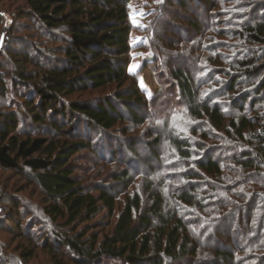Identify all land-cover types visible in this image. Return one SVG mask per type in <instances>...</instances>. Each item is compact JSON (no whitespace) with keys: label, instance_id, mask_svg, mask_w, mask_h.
Listing matches in <instances>:
<instances>
[{"label":"trees","instance_id":"trees-1","mask_svg":"<svg viewBox=\"0 0 264 264\" xmlns=\"http://www.w3.org/2000/svg\"><path fill=\"white\" fill-rule=\"evenodd\" d=\"M133 1L25 0L5 10L0 0V54L24 32L66 44L45 47L61 59L54 66L28 53L11 55L12 73L0 65V97L17 94L0 115V167L42 193L55 264H264V20L242 28L252 50L233 58L235 46L229 57L204 46L206 32L222 36L204 18L226 0H162L144 31L159 65L149 100L129 70ZM27 120L38 128L26 131ZM150 122L163 126L151 143L131 137ZM96 150L102 158L78 174V158Z\"/></svg>","mask_w":264,"mask_h":264},{"label":"rangeland","instance_id":"rangeland-1","mask_svg":"<svg viewBox=\"0 0 264 264\" xmlns=\"http://www.w3.org/2000/svg\"><path fill=\"white\" fill-rule=\"evenodd\" d=\"M1 1V7L5 10H8L7 8L15 9L16 7H19V5L22 4V1L25 0ZM161 2L162 0H134L131 6L133 9L131 15L132 21L134 26L137 27L138 32H135L132 35L131 45L135 49L132 52V61L129 70L131 74L139 77L141 87L140 89L144 93L145 97L149 100L160 92V87L157 81L159 65L157 64L155 55L151 51L148 34L144 31L148 28L150 20L155 12V8L157 7L156 5ZM175 3L177 4V0H175ZM225 4L226 6H220L218 10H216V13L210 12V15L208 14L206 18H204L206 20L207 17H209V20L212 21V24H210L209 27H212L213 25V27L218 28L222 35L218 37L213 31L206 32L208 36L206 38V42H204V46L212 47V42H214L213 46L219 44V46H222L221 48L226 47V49H222L221 51L224 56L226 55L228 57L232 56V49L235 46L233 58H236L239 53L252 50V47L248 43L242 41L239 37L241 33H243L242 28L250 25L255 20L257 21V19L264 20V0H226ZM146 6L152 7L147 9L145 8ZM173 13L176 14V12L169 11V14ZM179 15L180 17L184 16V14L181 15L180 13ZM2 17L5 19V25L2 29V34H4L5 30L9 32L11 23L6 14H3ZM205 26H207L206 23ZM27 33L28 32L19 34L21 37L19 35H14L13 40L7 46L10 47L8 52H12L11 55L28 53V55L34 59L35 63L40 64L47 62L51 66L56 65L57 61L61 60L60 57L49 54L45 47L48 48L49 46H52L56 48L60 45L64 47L66 44L62 42L61 44L52 43L50 41L41 39V37L37 35L28 36ZM29 33L31 35V32ZM192 35L193 33H188V35L185 36L191 38L193 37ZM22 37H25L27 42L25 41V44L21 45V41H24L21 40ZM58 37L60 38V41H62L64 38L62 34H59ZM43 43L46 46L43 47ZM147 48L148 50H146ZM217 51L219 50H216V52ZM5 54L6 52L0 54L3 55V58H0V65L6 72L8 71L9 73H12L14 72V67L16 69V66H13L10 63L11 55ZM178 56L179 57H177V61L180 63V66L187 65L188 69H191L192 64L190 57L188 58L187 54H180ZM203 56L209 57L206 54H203ZM8 67L12 70H10ZM36 69L37 68L35 67L28 68L30 72H36ZM7 79L10 80L9 78ZM223 81L224 77L220 75L218 81L219 84H223ZM23 86L24 85L21 86V89H24L22 90L24 93L25 88ZM16 95L17 94L15 91L11 89L7 96L0 97V115L8 114L13 111L11 105L13 103V99L16 98ZM223 102L224 101L220 100L218 104L221 105ZM143 109L144 108H142L141 111ZM145 111L147 112V109H145ZM74 123H76V132L78 131L77 133L79 135L83 134V138H87L90 132L86 127L85 122L77 120ZM177 124L180 130L182 127L185 128L188 125L187 122L184 124V122H181L180 119ZM24 126H28L26 127V131H33L38 128L34 127L30 120H27ZM161 128H163L162 125L160 126L159 124L157 125L150 122L143 128H139V133L133 132L131 137L134 140H136L138 137L141 139L145 138V141L151 143L154 140V137L151 136V131L153 129H156V131L158 130L159 132L163 131ZM38 131H36L37 134H43L41 132H48L50 129L47 127H41V129ZM130 132H132V130ZM115 134L119 135V133ZM136 134L137 136H135ZM91 135L93 137L92 139L102 138V134L96 135L95 133ZM116 142L117 141H115V143ZM101 158L102 156L99 150L94 151L91 156L88 152H83L75 164L79 167V169L77 168L78 174L83 175L85 173H89L91 165L95 164L98 159ZM102 179L103 178H100V180L97 179L95 184L97 186H104L102 183L104 180ZM111 184L113 183H109L107 187H110ZM5 194L7 197H4ZM0 195V264H55L56 262L53 257L54 255L51 253L50 249V245H55L53 242H51V234L54 231V227L52 226V228L51 225L49 226L46 223H41L44 221L45 215L43 213V197L40 190L29 182H25V180L15 175L13 171L11 172L4 170L0 167ZM28 205H31L33 210L27 208ZM46 222H49L48 218H46ZM19 226L21 227L20 231L18 230ZM30 254L33 255L30 257ZM55 254H57V252ZM59 255L60 254H58L57 260L61 261L62 259L59 258ZM65 262L67 263V260H65Z\"/></svg>","mask_w":264,"mask_h":264},{"label":"built area","instance_id":"built-area-1","mask_svg":"<svg viewBox=\"0 0 264 264\" xmlns=\"http://www.w3.org/2000/svg\"><path fill=\"white\" fill-rule=\"evenodd\" d=\"M6 33H7V31L5 30V31H4V34H6Z\"/></svg>","mask_w":264,"mask_h":264}]
</instances>
